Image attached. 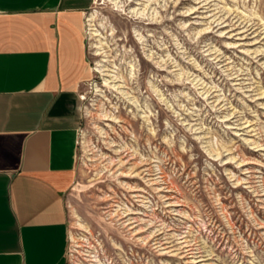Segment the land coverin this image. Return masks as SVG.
I'll return each instance as SVG.
<instances>
[{
  "label": "rangeland",
  "instance_id": "obj_1",
  "mask_svg": "<svg viewBox=\"0 0 264 264\" xmlns=\"http://www.w3.org/2000/svg\"><path fill=\"white\" fill-rule=\"evenodd\" d=\"M67 264H264V0H94Z\"/></svg>",
  "mask_w": 264,
  "mask_h": 264
},
{
  "label": "crops",
  "instance_id": "obj_2",
  "mask_svg": "<svg viewBox=\"0 0 264 264\" xmlns=\"http://www.w3.org/2000/svg\"><path fill=\"white\" fill-rule=\"evenodd\" d=\"M94 0H0V264H67Z\"/></svg>",
  "mask_w": 264,
  "mask_h": 264
}]
</instances>
